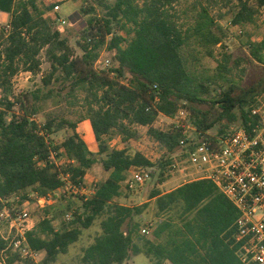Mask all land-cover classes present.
<instances>
[{"label": "trees", "instance_id": "1", "mask_svg": "<svg viewBox=\"0 0 264 264\" xmlns=\"http://www.w3.org/2000/svg\"><path fill=\"white\" fill-rule=\"evenodd\" d=\"M67 1L0 0V12L10 15L11 25L0 42V91L6 94L0 99V198L19 195L25 200L30 190L39 196L51 195L63 187L61 175H68L81 187L88 172L100 162L107 178L90 196L75 194L81 197L83 212H76L72 223L89 229L100 220V233L83 250L82 264H123L142 252L155 264H241L233 239L238 211L207 180L152 194L160 215L180 207L182 223L169 217L152 230L151 239L141 238L137 217L147 206L129 207L116 200L127 190L131 171L156 164L140 152L131 156L125 149H111L104 137L116 129L129 141L136 137L134 127H149L150 136L165 152L158 166H170L183 131L155 128L159 115L172 118L185 109L200 135L218 126L216 135L221 136L231 125L247 126L250 122V107L264 92V78L250 86L231 82L222 86L189 70L183 47L193 45L200 53L213 56V49L227 34L209 7L193 5L192 23L180 24L175 6L181 0H98L106 14L87 20L79 44L83 55L77 56L55 27L58 18L48 16L55 5ZM254 2L258 8L264 7V0ZM237 3L233 25L254 23V5L249 0ZM94 11L91 7L84 12ZM247 47L251 59L264 65V39H249ZM104 48L113 53V66L99 72L95 64ZM42 58L50 64V72L43 78L45 86L60 74L57 79L71 82L70 95L76 98L78 92L85 94L101 158L92 155L75 123L50 118L40 126L34 120L32 115L39 111V103L51 99L53 90L47 94L40 90L25 92L15 96L13 102L9 100L14 76L21 70L37 75ZM204 104H210L211 110L218 109V115L213 118L210 111L202 110ZM15 106L21 113L8 120ZM65 127L72 133L61 144H54L50 136ZM61 148L74 163L57 169L49 156ZM52 209L50 206L44 211V217L28 234L30 247L46 253L42 264H54L67 254L82 231L79 227L56 229Z\"/></svg>", "mask_w": 264, "mask_h": 264}, {"label": "rangeland", "instance_id": "2", "mask_svg": "<svg viewBox=\"0 0 264 264\" xmlns=\"http://www.w3.org/2000/svg\"><path fill=\"white\" fill-rule=\"evenodd\" d=\"M249 1L250 4H255L254 0ZM237 4V0H181L180 3L175 6V11H177V15L180 16V24L192 23L190 17L195 14L193 5H197L198 8L209 7L211 15L224 28L227 35L223 43L213 49V56L206 55L204 52L200 53V50L193 45L182 48V55L189 70L194 71L199 78H211L219 82L222 86H226L230 82L236 83L239 86H250L264 78V65L251 59L247 47L249 39L258 42L264 39V7L258 8L254 5V8L257 10L254 23L245 26H235L233 25V16L237 10ZM91 7L94 8L95 11L86 14L84 11L89 10ZM105 14L106 10L99 4L98 0H68L61 4L59 13L55 14L53 11H50L48 16H52V18H62L67 21L63 28V32H61V37L68 40L77 56H82L83 51L79 44L82 41L81 31L86 27L87 20L94 16L99 18ZM3 27L4 21L0 18V42L3 36H7V34L2 31ZM55 27L58 28V21H56ZM239 30H241L242 33H239ZM112 57L113 53L104 48L99 60L95 64L96 69L99 72L102 70H109L113 66ZM49 72L50 64L43 58L41 70L37 75L21 70L12 80V92L8 94L9 100L13 102L15 96L25 92L40 90L42 94H47V92L53 90L54 93L51 99L46 103H44V101L39 103V111L32 115L34 120L40 126H43L50 118H56L57 120L63 119L75 123L78 133L86 142L92 155L97 159L101 158L98 154L97 143L94 140L92 126L87 115V106L84 101L85 94L83 92H78L76 98L70 95L69 89L71 82L57 79L61 77L60 74L52 80L50 85L45 86L43 78L47 76ZM5 96L6 94L0 91V99ZM214 96L218 95L215 93ZM12 110L13 113L7 116L8 120H10L13 115H19L21 113L19 106L13 107ZM202 110L210 111L213 118L219 113L218 109L211 110L210 104H204ZM172 122L173 121L165 115H160L154 127L166 132L173 127ZM134 129H136V137L129 141H125V139H123L124 136L119 134V131L116 129L111 131L104 139L111 149H125L131 156L137 152H141L157 160V158H161L165 155V152L156 146L154 140L150 136L149 127H134ZM217 130L218 126L200 136L194 134L193 131L189 134L193 139L199 140L206 136L216 135ZM71 133V129L65 127L62 130L54 131L50 136V140L54 144H61ZM175 153V158L179 161L177 156L178 152ZM155 164V167L150 168L152 175L142 189L136 192H130L125 189L123 195L116 200L117 203L129 207L147 206L142 215L137 217L141 225V235H139L141 238H152V231H150V233L148 231V233L145 234L142 232L144 229L148 230L151 217L159 218L158 222L170 217L173 218L176 223H182L180 218V207L160 215L156 208V202L151 198L152 194L155 192L164 194L183 185L182 176L179 173L172 172L169 165L161 168L158 166V161H155ZM107 176L108 173L104 171L101 163L97 162L84 179L83 187L86 188L85 195L90 196L95 187L100 182L104 181ZM79 194L84 195L83 193ZM29 195L33 196L38 194L30 190ZM55 198L56 202L51 206V208H54L51 210V214L56 216L54 222L56 229L60 230L66 227L72 229L77 227L81 228L79 223H72L73 220H75V213L79 212V214H81L83 212L80 195H75L73 192H70L69 196L65 198L64 194L61 192ZM67 206L70 209L67 210ZM46 209L35 211L34 219L36 223L44 217V211H46ZM67 213L72 214L70 220H67L65 217ZM81 230L79 241L69 248L67 254L61 255L54 264H82L83 250L89 246L100 233V220H96L89 229L81 228ZM137 242L141 244V241L138 239ZM44 254L46 253L44 252L40 256V260L44 259Z\"/></svg>", "mask_w": 264, "mask_h": 264}, {"label": "built area", "instance_id": "3", "mask_svg": "<svg viewBox=\"0 0 264 264\" xmlns=\"http://www.w3.org/2000/svg\"><path fill=\"white\" fill-rule=\"evenodd\" d=\"M60 10L61 5L57 4L52 11L57 14ZM57 21L58 31L63 32L67 21L62 18ZM2 31L8 35L11 25L5 24ZM168 118L173 121L172 128L183 131L176 151L179 161L174 155L170 169L182 176L184 184L207 180L217 187L238 211L233 239L240 263L264 264V92L251 105L247 126L231 125L221 136L193 139L189 134L191 131L197 136L200 133L190 122L185 109ZM155 144L160 148L157 142ZM141 154L152 164L160 159ZM49 161L57 169L74 163L63 149L51 151ZM151 173L150 168L136 167L127 180V190L142 189ZM61 177L63 187L51 195H28L25 200L19 195L0 198V264H41L44 260H40L44 252L33 250L28 242L29 232L36 226L35 211L52 206L61 192L66 198L70 192L85 195L86 191L83 185H74L68 175ZM65 217L70 220L72 214L67 213ZM143 233L148 230L144 229Z\"/></svg>", "mask_w": 264, "mask_h": 264}, {"label": "crops", "instance_id": "4", "mask_svg": "<svg viewBox=\"0 0 264 264\" xmlns=\"http://www.w3.org/2000/svg\"><path fill=\"white\" fill-rule=\"evenodd\" d=\"M0 18H2V20L4 21V25L5 24H8V23H10V15L9 14H7V13H4V12H0ZM92 132H93V130H92ZM94 135V134H93ZM94 140H95V137H94ZM96 142V141H95ZM154 201H155V199H153ZM159 219V218H158ZM157 218H152L151 217V223H150V226H149V228H148V231H149V233H150V231H152L156 226H157V224L159 223ZM163 220V219H162ZM155 221V222H154ZM142 232H143V230H142ZM165 235V234H164ZM151 239V238H150ZM45 256H46V254H44ZM45 258V257H44ZM123 264H155V262H154V260L151 258V257H149V256H147L145 253H139V254H137V255H134V256H132L131 257V259L128 261V262H126V263H123ZM162 264H171L170 262H168V261H165V262H163Z\"/></svg>", "mask_w": 264, "mask_h": 264}]
</instances>
